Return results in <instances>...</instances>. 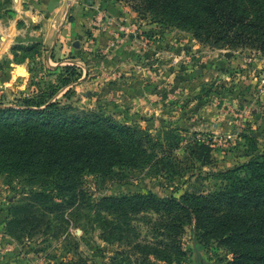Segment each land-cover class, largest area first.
I'll return each instance as SVG.
<instances>
[{"label": "rangeland", "instance_id": "obj_1", "mask_svg": "<svg viewBox=\"0 0 264 264\" xmlns=\"http://www.w3.org/2000/svg\"><path fill=\"white\" fill-rule=\"evenodd\" d=\"M39 92L146 128L190 166L85 174L80 201L51 212L25 199L20 176L0 172V264H226L229 250L198 242L192 221L172 239L177 253L157 234V213L120 215L99 199L211 190L212 172L264 147V52L199 41L123 0H0V101ZM191 142L208 145L209 163L187 156Z\"/></svg>", "mask_w": 264, "mask_h": 264}, {"label": "trees", "instance_id": "obj_2", "mask_svg": "<svg viewBox=\"0 0 264 264\" xmlns=\"http://www.w3.org/2000/svg\"><path fill=\"white\" fill-rule=\"evenodd\" d=\"M123 1L199 41L264 52V0ZM64 67L73 72L71 65ZM175 145L162 144L146 128L120 123L96 110L73 108L44 92L0 101V172L8 180L20 176L29 186L25 199L50 212L80 201L85 174L110 179L124 170L145 168L181 174L190 165L181 166L182 160L172 152ZM208 149L206 143L191 142L186 153L202 165L210 162ZM245 152L242 162L211 173L215 180L211 190L167 197L150 190L102 196L98 207L120 215L152 210L159 216L157 234L169 240L163 245L174 252L179 248L172 239L188 220L198 242L212 238L229 250L226 264H264V147ZM19 205L24 203L12 210ZM107 232L112 236L113 230ZM155 254L168 259L165 253Z\"/></svg>", "mask_w": 264, "mask_h": 264}, {"label": "water", "instance_id": "obj_3", "mask_svg": "<svg viewBox=\"0 0 264 264\" xmlns=\"http://www.w3.org/2000/svg\"><path fill=\"white\" fill-rule=\"evenodd\" d=\"M228 54L227 52L225 53V55Z\"/></svg>", "mask_w": 264, "mask_h": 264}, {"label": "flooded vegetation", "instance_id": "obj_4", "mask_svg": "<svg viewBox=\"0 0 264 264\" xmlns=\"http://www.w3.org/2000/svg\"><path fill=\"white\" fill-rule=\"evenodd\" d=\"M196 264H199V263H196Z\"/></svg>", "mask_w": 264, "mask_h": 264}, {"label": "crops", "instance_id": "obj_5", "mask_svg": "<svg viewBox=\"0 0 264 264\" xmlns=\"http://www.w3.org/2000/svg\"><path fill=\"white\" fill-rule=\"evenodd\" d=\"M50 50V49H49Z\"/></svg>", "mask_w": 264, "mask_h": 264}]
</instances>
